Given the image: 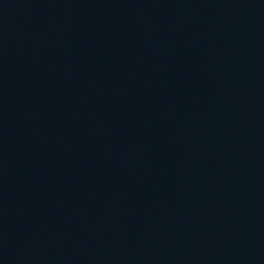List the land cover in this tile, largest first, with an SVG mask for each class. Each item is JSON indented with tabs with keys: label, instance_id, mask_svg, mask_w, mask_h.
<instances>
[{
	"label": "water",
	"instance_id": "1",
	"mask_svg": "<svg viewBox=\"0 0 264 264\" xmlns=\"http://www.w3.org/2000/svg\"><path fill=\"white\" fill-rule=\"evenodd\" d=\"M32 0H0V52Z\"/></svg>",
	"mask_w": 264,
	"mask_h": 264
}]
</instances>
